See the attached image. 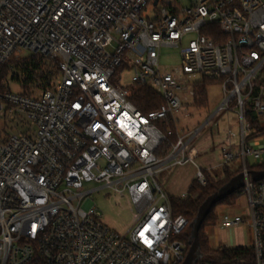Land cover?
Instances as JSON below:
<instances>
[{
    "label": "built area",
    "instance_id": "obj_1",
    "mask_svg": "<svg viewBox=\"0 0 264 264\" xmlns=\"http://www.w3.org/2000/svg\"><path fill=\"white\" fill-rule=\"evenodd\" d=\"M163 47L179 50L178 67H160ZM26 56L41 65L29 93L21 81L18 93L0 82V264H181L188 221L173 215L161 175L192 162V142L229 112L240 149L221 157L242 160L249 216L221 224L246 222L253 243L251 260L227 264H264V179L253 181L246 162L264 154L247 144L264 139L247 118L264 123V0H189L185 8L177 0H0V70ZM202 80L219 83L224 98L179 132L178 92L190 88L193 99ZM140 88L163 103L138 110L131 96ZM86 181L128 191L126 235L83 202ZM196 182L205 186L202 171Z\"/></svg>",
    "mask_w": 264,
    "mask_h": 264
},
{
    "label": "rangeland",
    "instance_id": "obj_2",
    "mask_svg": "<svg viewBox=\"0 0 264 264\" xmlns=\"http://www.w3.org/2000/svg\"><path fill=\"white\" fill-rule=\"evenodd\" d=\"M189 0H177L180 7H187ZM179 50L176 48L163 47L160 50L159 65L161 68H176L179 65ZM13 72V71H12ZM4 85L11 93H18L19 86L15 81L8 78L4 79ZM182 101L180 110L175 114L177 119V130L188 133L200 125L217 106L222 102L224 93L219 83H212L207 86L208 107L197 109L192 104V90L187 88L185 91L178 92ZM218 126L206 131L203 137L192 146L198 148V156L192 161L176 166L174 171L167 177L165 190L174 194H186L192 181H196L198 171L206 172L213 179L218 180L223 175V165L226 164L230 170L242 166L241 159H233L225 162L221 157L220 147L218 146L226 133L228 125L234 138L237 135V121L235 112L223 114L218 120ZM236 139V141H237ZM233 143H236L235 141ZM249 148L257 151H264V139L260 141L247 142ZM235 150L240 147L236 144ZM247 165L255 164L252 157L246 159ZM257 164H264V154ZM164 175V173H162ZM102 184L96 181H86L83 189L89 192L85 200L92 202L95 212L100 218V222L120 236L126 235V231L132 226L133 203L127 190L122 191V195L113 189L101 188ZM191 194V197L196 195ZM217 223L215 226L204 229V234L212 250L218 248H249L253 243V233L251 228L244 222L237 227L229 228L221 224L222 219L227 216L232 219L239 216L243 219L249 216L247 197L241 194L233 206L220 205L216 207Z\"/></svg>",
    "mask_w": 264,
    "mask_h": 264
},
{
    "label": "trees",
    "instance_id": "obj_3",
    "mask_svg": "<svg viewBox=\"0 0 264 264\" xmlns=\"http://www.w3.org/2000/svg\"><path fill=\"white\" fill-rule=\"evenodd\" d=\"M217 34V33H216ZM207 36L211 37L214 42H218L217 38L207 33ZM41 65L35 62V59L30 63V56L23 57L17 61L11 60L8 64L4 65L0 70V82L3 81L8 74L10 79L14 81H21L23 84V93H29V85L34 82L36 79V72L40 71ZM54 76L57 74L55 68H52ZM13 71V72H12ZM212 81L202 80L197 81L194 84V94L192 99V104L197 109H205L208 106L207 98V86L212 84ZM261 83H264V79L261 80ZM132 104L142 112H149L157 109L162 103V98L152 91L149 88H140L134 90L131 96ZM247 118L251 123V129L253 130V136L264 137V123H261L257 120L251 112L247 113ZM174 137L170 138V142H173ZM249 171H262L264 170V164H252L247 165ZM242 171V166H239L233 170H230L229 167L224 164L223 166V175L218 180L211 179L206 172H202L206 184L205 186H200L196 181H192L187 195L185 194L184 198L181 197H170L172 213L174 216L181 215L186 218L188 221L187 228L183 231L179 239L182 241L185 246L184 259L187 256L190 249V237H191V223L195 219L198 210L200 209L203 202L213 193H215L221 186L227 183L231 178L240 174ZM194 197H191V194L195 193ZM241 190L233 192L232 194L226 196L224 199L219 201L214 205L209 212V214L201 222L199 231H198V255L199 258L194 260L192 264H227L234 258H252L251 248H218L217 250H212L209 247L208 240L204 234L205 228H210L216 225L217 223V214L215 212L216 207L220 205L224 206H233L238 197L241 195ZM184 261V260H183ZM183 263V262H182ZM181 263V264H182Z\"/></svg>",
    "mask_w": 264,
    "mask_h": 264
},
{
    "label": "water",
    "instance_id": "obj_4",
    "mask_svg": "<svg viewBox=\"0 0 264 264\" xmlns=\"http://www.w3.org/2000/svg\"><path fill=\"white\" fill-rule=\"evenodd\" d=\"M250 178L253 181H259L264 179V170L262 171H248ZM244 176L240 173L233 178H231L227 183L221 186L215 193L210 195L201 205L198 213L191 223V237H190V249L185 257L182 264H192L194 260L199 258L198 255V231L203 219L209 214L212 207L216 205L219 201L224 199L226 196L240 190L243 186Z\"/></svg>",
    "mask_w": 264,
    "mask_h": 264
},
{
    "label": "crops",
    "instance_id": "obj_5",
    "mask_svg": "<svg viewBox=\"0 0 264 264\" xmlns=\"http://www.w3.org/2000/svg\"><path fill=\"white\" fill-rule=\"evenodd\" d=\"M208 107V106H207ZM231 126L230 125H228V132L226 133V135H225V137L223 138V140L221 141V143L218 145L220 148V152H221V150L222 149H230L234 154H237L238 152H239V150H235V145L237 144L239 147H240V143H239V139H237V141H236V139L234 138V133H232L231 131ZM229 135H231V139L230 140H226L227 139V137L229 136ZM237 135H238V127H237ZM238 138H239V136H238ZM236 142V143H233V142ZM191 148L193 149V153H196L197 154V156H198V148H196V146L194 147V146H192L191 145ZM237 159H240V158H237ZM224 166V165H223ZM176 168V167H175ZM174 168V169H175ZM174 169L172 170V172L174 171ZM171 172V173H172ZM170 173V174H171ZM170 174H165L164 173V175L162 174L161 175V179L162 180H164V182H165V186H166V184H167V177L170 175ZM167 191V190H166ZM167 193L171 196V197H180L182 194H180V195H174V194H172V193H170V192H168L167 191Z\"/></svg>",
    "mask_w": 264,
    "mask_h": 264
}]
</instances>
